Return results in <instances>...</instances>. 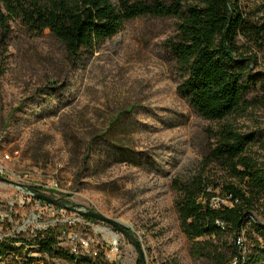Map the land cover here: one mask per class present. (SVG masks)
<instances>
[{
  "label": "rangeland",
  "instance_id": "rangeland-1",
  "mask_svg": "<svg viewBox=\"0 0 264 264\" xmlns=\"http://www.w3.org/2000/svg\"><path fill=\"white\" fill-rule=\"evenodd\" d=\"M232 1L248 25L264 23L263 0ZM0 13L8 22L7 32L0 22L1 174L12 172L37 189L55 180L58 200L124 225L140 242L142 258L112 226L91 220L94 237L103 229L117 235L120 259L114 264H235L231 232L211 238L200 250L180 228L174 181L200 180L212 206L221 203V185L237 181L211 155L213 132L223 121L202 118L179 91L183 71L169 46L175 19L125 21L112 38L68 59L50 37L30 36L1 3ZM238 45L252 59L250 100L259 96L264 78V34L256 42L240 36ZM225 121L264 140V103L254 102ZM247 154L264 167V141ZM4 185L0 182V192L19 194ZM223 204H230L227 198ZM246 219L241 257L258 250L260 260L253 264H264V232L254 227L264 225V200ZM59 245L71 251V242ZM21 253L14 257L19 263ZM27 255L36 264L48 261V256L35 258L32 250ZM10 257L1 255L0 264Z\"/></svg>",
  "mask_w": 264,
  "mask_h": 264
},
{
  "label": "trees",
  "instance_id": "trees-1",
  "mask_svg": "<svg viewBox=\"0 0 264 264\" xmlns=\"http://www.w3.org/2000/svg\"><path fill=\"white\" fill-rule=\"evenodd\" d=\"M0 3L9 12V18H18L30 36L50 37L68 59L112 38L125 21L147 16L175 19L176 34L169 46L183 71L179 91L202 118L223 121L213 132L215 144L211 155L237 181L221 185L223 197L230 196L227 198L230 204L219 203L217 207L211 205L212 195L201 189L200 180L184 185L174 181L180 228L200 250L209 245L211 238L231 232L234 238L231 262L253 264L260 260L258 250L250 257H241L235 241L241 234L246 235L247 215L264 200V167L247 154L250 146L264 140L254 131H238L225 119L241 115L254 102L264 103V78L258 87L259 96L246 99L252 59L238 45L240 36H249L255 42L261 39L264 23L248 25L241 8L232 0H117L116 3L113 0H0ZM0 22L7 32L8 22L2 13ZM254 227L257 232H264V225ZM8 238L0 240L1 255L11 253L12 244L20 242L25 246L37 245L35 250L38 248L47 252L49 258L68 264H114L111 260L96 258L94 262L87 255L73 254L59 247L60 241L55 239ZM18 257L20 264H35L27 252ZM137 264H142V260Z\"/></svg>",
  "mask_w": 264,
  "mask_h": 264
},
{
  "label": "built area",
  "instance_id": "built-area-1",
  "mask_svg": "<svg viewBox=\"0 0 264 264\" xmlns=\"http://www.w3.org/2000/svg\"><path fill=\"white\" fill-rule=\"evenodd\" d=\"M0 176L10 179L2 183L19 192L14 198L6 192H0V238L17 237L22 240L33 238L55 239L60 242H71V250L80 251L93 258L118 261L120 259L118 243L115 242L105 229L100 230V237H94L91 220L79 213L76 209L63 208L52 202L37 198L33 191L47 194L56 199H61L59 189L54 182H46L45 189H37L36 183H24L11 172V175ZM25 186L31 187L28 190ZM221 198V204L226 203V198ZM219 204H214L217 207ZM226 205V204H225ZM241 234L237 237V246L240 248ZM0 252V256H1ZM38 255L47 256V252ZM239 257L237 256V260ZM1 264H20L16 258L10 257V262ZM48 264H65L57 259L48 257Z\"/></svg>",
  "mask_w": 264,
  "mask_h": 264
},
{
  "label": "water",
  "instance_id": "water-1",
  "mask_svg": "<svg viewBox=\"0 0 264 264\" xmlns=\"http://www.w3.org/2000/svg\"><path fill=\"white\" fill-rule=\"evenodd\" d=\"M0 182H8V181L4 177L0 176ZM25 188L28 190H32L31 187H29V186H25ZM33 194L39 199L52 202V203L57 204L63 208L76 209L73 205L66 204V203H64L58 199H53L48 195L41 194V193H38L35 191H33ZM76 210L79 213H81L87 217L93 218L97 221H100V222H103V223H106V224H109L110 226H112L117 232L121 233L123 236H125L132 243V245L138 251L139 256L142 258L143 253H142V247H141L140 242L134 236H132L131 233H129V231L125 228V226L122 225L120 222H118L117 220H113V219H110L108 217H105L102 214L96 213V212L89 210V209H86V208H78Z\"/></svg>",
  "mask_w": 264,
  "mask_h": 264
},
{
  "label": "bare ground",
  "instance_id": "bare-ground-1",
  "mask_svg": "<svg viewBox=\"0 0 264 264\" xmlns=\"http://www.w3.org/2000/svg\"><path fill=\"white\" fill-rule=\"evenodd\" d=\"M8 182H5V184H8L9 182H11L10 181V179H7V178H5ZM1 183H4V182H1ZM13 184V183H12ZM15 184V183H14ZM41 194H43V193H41ZM45 195H47V194H45ZM54 199V198H53ZM85 216V215H84ZM108 234L111 236V238L115 241V242H117V235L116 234H114V233H112V232H108ZM1 240V239H0ZM60 244V243H59ZM12 249H11V253H7V254H9L11 257H15V256H17V251H19L20 249L22 250V253H25V252H28L29 250H32V251H34V252H36V256H35V258H37V259H39V258H44V256L45 255H38V253L40 252L39 250H38V248L35 250L34 249V247H38L37 245H27V246H25V245H22L20 242H15V243H13L12 244ZM60 246V245H59ZM71 253H73V254H79V255H81V254H83L84 255V253H81L80 251H76V250H71L70 251ZM87 256H89V257H91V255H87ZM27 257H31V256H29V255H27ZM33 258V257H32ZM37 259H36V261H37ZM35 263V262H34ZM36 264V263H35Z\"/></svg>",
  "mask_w": 264,
  "mask_h": 264
}]
</instances>
